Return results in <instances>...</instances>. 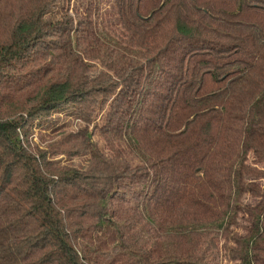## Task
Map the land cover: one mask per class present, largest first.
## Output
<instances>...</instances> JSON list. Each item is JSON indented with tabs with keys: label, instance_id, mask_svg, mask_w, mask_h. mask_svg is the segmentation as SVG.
I'll return each mask as SVG.
<instances>
[{
	"label": "trees",
	"instance_id": "1",
	"mask_svg": "<svg viewBox=\"0 0 264 264\" xmlns=\"http://www.w3.org/2000/svg\"><path fill=\"white\" fill-rule=\"evenodd\" d=\"M224 262L264 264V0H0V264Z\"/></svg>",
	"mask_w": 264,
	"mask_h": 264
},
{
	"label": "rangeland",
	"instance_id": "2",
	"mask_svg": "<svg viewBox=\"0 0 264 264\" xmlns=\"http://www.w3.org/2000/svg\"><path fill=\"white\" fill-rule=\"evenodd\" d=\"M59 119H68V117L66 116H60ZM69 119H72L71 117H69ZM76 122H73V124ZM80 123V122H79ZM222 264H236L235 262H224Z\"/></svg>",
	"mask_w": 264,
	"mask_h": 264
}]
</instances>
